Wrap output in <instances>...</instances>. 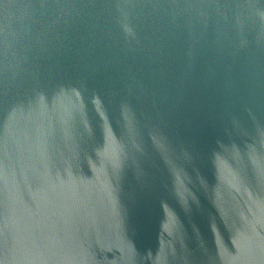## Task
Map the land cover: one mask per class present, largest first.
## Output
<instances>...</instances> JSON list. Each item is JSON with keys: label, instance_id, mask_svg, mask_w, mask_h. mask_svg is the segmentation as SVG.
<instances>
[{"label": "water", "instance_id": "obj_1", "mask_svg": "<svg viewBox=\"0 0 264 264\" xmlns=\"http://www.w3.org/2000/svg\"><path fill=\"white\" fill-rule=\"evenodd\" d=\"M0 264H264V0H0Z\"/></svg>", "mask_w": 264, "mask_h": 264}]
</instances>
